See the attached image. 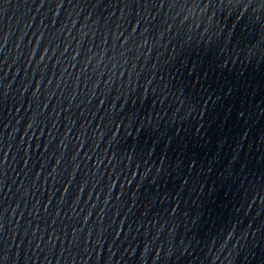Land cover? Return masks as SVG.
<instances>
[{"label":"water","instance_id":"water-1","mask_svg":"<svg viewBox=\"0 0 264 264\" xmlns=\"http://www.w3.org/2000/svg\"><path fill=\"white\" fill-rule=\"evenodd\" d=\"M0 264H264V0H0Z\"/></svg>","mask_w":264,"mask_h":264}]
</instances>
